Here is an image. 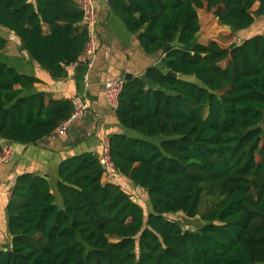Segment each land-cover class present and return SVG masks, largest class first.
<instances>
[{"label":"trees","instance_id":"1","mask_svg":"<svg viewBox=\"0 0 264 264\" xmlns=\"http://www.w3.org/2000/svg\"><path fill=\"white\" fill-rule=\"evenodd\" d=\"M107 3L164 62L146 69L153 84L141 76L124 82L116 116L137 134L109 136L115 165L146 191L149 210L120 184L102 181L94 152L59 164L62 205L47 175L22 173L0 264H264V33L227 49L198 38V9L239 32L264 16V0ZM83 16L77 0H0V27L55 79L66 78L84 50ZM8 41L0 30V136L36 143L71 116L73 103L47 100L35 90L39 78L4 61ZM177 212L200 217L202 226L184 228L169 217Z\"/></svg>","mask_w":264,"mask_h":264},{"label":"crops","instance_id":"2","mask_svg":"<svg viewBox=\"0 0 264 264\" xmlns=\"http://www.w3.org/2000/svg\"><path fill=\"white\" fill-rule=\"evenodd\" d=\"M30 1L35 2V0ZM77 1L81 5L82 0ZM107 1L93 0L98 21V52L92 65L77 61L68 66V76L64 79L53 78L48 70L40 66L24 48H21L23 46L18 36L8 28L0 27L1 32L9 39L7 46L2 51L3 60L17 67L21 72L39 78V81L35 83V90L46 92L47 100L50 98L72 99L76 94H81L90 106L85 116L73 121L64 133L55 130L36 143H14L0 136L1 146L9 143L14 147L12 161L0 165V250L11 246L8 204L12 188L20 174L33 172L47 175L52 189L57 195V201L62 205V198L57 191L59 164L62 160L83 152H94L99 156L106 139L112 133L137 134L120 125L116 116V108H113L106 99L105 83L112 78L122 77L125 73H131L133 77L142 76L148 67L158 62L159 58L157 55L147 54L144 51L137 35L131 33L123 19L110 10ZM259 5L260 3L256 2L253 9L256 10ZM202 10L203 8L198 9L201 23L198 38L201 43L205 44L207 42L202 38L204 27L212 19L215 23L219 22L214 14L211 17L205 16L208 21L203 20ZM81 26L84 27L82 23ZM44 32L49 33L47 24L44 25ZM235 33L237 38L243 40L264 33V16L258 17L250 28ZM102 181L118 183L132 194V190L139 188L122 174H119L115 179L103 176Z\"/></svg>","mask_w":264,"mask_h":264},{"label":"built area","instance_id":"3","mask_svg":"<svg viewBox=\"0 0 264 264\" xmlns=\"http://www.w3.org/2000/svg\"><path fill=\"white\" fill-rule=\"evenodd\" d=\"M81 7L84 11L82 24L88 30L89 36L84 46V50L78 57V61L91 66L98 52L97 12L93 0H82ZM242 42V38H237V44H241ZM124 82V77H116L105 83V96L108 103L113 108L118 106L119 96L123 89ZM71 100L74 107L73 112L68 119L64 120L56 127L55 130L59 133H64L73 121L84 117L86 112L89 110V103L83 95L76 94ZM13 155L14 147L9 143L4 144L0 151V165L12 161ZM99 160L103 167L104 177L113 179L120 174L111 156L109 138L105 141L103 150L99 155Z\"/></svg>","mask_w":264,"mask_h":264},{"label":"rangeland","instance_id":"4","mask_svg":"<svg viewBox=\"0 0 264 264\" xmlns=\"http://www.w3.org/2000/svg\"><path fill=\"white\" fill-rule=\"evenodd\" d=\"M201 13L203 15L202 16L203 20H207V21L208 19L205 18V16L207 15L206 17H211L213 14L212 11H209L206 8H203ZM204 28L205 29L203 30L202 38L203 40H206L207 43L211 41H216L222 48H226V49L229 48L232 44L236 43L237 40L236 33L232 32L228 27H225L219 23H215L214 19L208 21V24ZM210 30L213 31L210 32ZM117 177L118 176H116V178ZM132 191L134 198L143 205L146 211H148L150 203L147 199L146 191L141 188L140 189L136 188ZM210 203L211 201L209 200L208 203L206 201L203 204L202 212L208 209ZM169 217L173 220L180 222L184 226V228L191 230L199 229L203 224L200 217L190 218L187 217L182 212L172 213L169 215Z\"/></svg>","mask_w":264,"mask_h":264},{"label":"water","instance_id":"5","mask_svg":"<svg viewBox=\"0 0 264 264\" xmlns=\"http://www.w3.org/2000/svg\"><path fill=\"white\" fill-rule=\"evenodd\" d=\"M227 27L232 32H236L237 29H238L237 26H227ZM21 48H23V47H21ZM169 48H170V45H167L165 47V50H168ZM155 65L157 67L164 68V62L163 61H158ZM167 74L169 76H174V77L177 76V74L174 73L172 70H168ZM122 77H124L125 80H128V79L132 78L133 75L131 73H125V74L122 75ZM141 77L144 80V82H146L147 84H150V85L153 84V80L146 73H143ZM155 86L158 87V88L161 87V85L159 83H156Z\"/></svg>","mask_w":264,"mask_h":264}]
</instances>
